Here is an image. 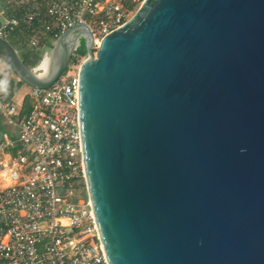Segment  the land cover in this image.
<instances>
[{
	"label": "water",
	"instance_id": "water-1",
	"mask_svg": "<svg viewBox=\"0 0 264 264\" xmlns=\"http://www.w3.org/2000/svg\"><path fill=\"white\" fill-rule=\"evenodd\" d=\"M80 38L87 194L109 264H264V0H144L96 54L77 24L47 74L1 37L0 60L48 88Z\"/></svg>",
	"mask_w": 264,
	"mask_h": 264
},
{
	"label": "built area",
	"instance_id": "built-area-1",
	"mask_svg": "<svg viewBox=\"0 0 264 264\" xmlns=\"http://www.w3.org/2000/svg\"><path fill=\"white\" fill-rule=\"evenodd\" d=\"M143 2L0 0V37L41 54L42 63L77 24L87 26L98 49ZM79 49L50 87L28 86L19 103L0 100V114L14 129L0 140V264H109L83 197L80 70L87 55Z\"/></svg>",
	"mask_w": 264,
	"mask_h": 264
},
{
	"label": "rangeland",
	"instance_id": "rangeland-1",
	"mask_svg": "<svg viewBox=\"0 0 264 264\" xmlns=\"http://www.w3.org/2000/svg\"><path fill=\"white\" fill-rule=\"evenodd\" d=\"M138 9V8H137ZM136 12V11H135ZM1 15V14H0ZM3 21V16H0V22ZM11 43V42H10ZM12 44V43H11ZM13 46L19 52L21 58L26 60L27 53L19 46L18 44H14ZM85 41L84 38H80V49L79 54L83 57L85 56ZM93 52L96 54L97 49H93ZM49 55V54H48ZM37 66V65H36ZM33 66V67H36ZM28 86L21 82L19 78L12 71L10 66L5 62L0 60V100H12L14 103H19L23 96L28 92ZM5 131V134L12 135L14 129L6 123V120L0 114V131ZM83 197L87 200L88 194L85 189L83 192Z\"/></svg>",
	"mask_w": 264,
	"mask_h": 264
},
{
	"label": "trees",
	"instance_id": "trees-1",
	"mask_svg": "<svg viewBox=\"0 0 264 264\" xmlns=\"http://www.w3.org/2000/svg\"><path fill=\"white\" fill-rule=\"evenodd\" d=\"M8 15H11V14H8ZM78 53H79V50H78ZM86 55V52L85 54ZM42 60V55L41 54H27V57H26V60L24 59V62L30 66V67H33V66H36L40 63V61ZM6 101H9V100H6ZM5 134V131H0V140L1 138L3 137V135Z\"/></svg>",
	"mask_w": 264,
	"mask_h": 264
},
{
	"label": "bare ground",
	"instance_id": "bare-ground-1",
	"mask_svg": "<svg viewBox=\"0 0 264 264\" xmlns=\"http://www.w3.org/2000/svg\"><path fill=\"white\" fill-rule=\"evenodd\" d=\"M50 70L51 66H49L48 58L44 59L42 63L36 66V71L41 74H47Z\"/></svg>",
	"mask_w": 264,
	"mask_h": 264
},
{
	"label": "flooded vegetation",
	"instance_id": "flooded-vegetation-1",
	"mask_svg": "<svg viewBox=\"0 0 264 264\" xmlns=\"http://www.w3.org/2000/svg\"><path fill=\"white\" fill-rule=\"evenodd\" d=\"M0 52H2L1 48H0ZM39 65V64H38Z\"/></svg>",
	"mask_w": 264,
	"mask_h": 264
},
{
	"label": "crops",
	"instance_id": "crops-1",
	"mask_svg": "<svg viewBox=\"0 0 264 264\" xmlns=\"http://www.w3.org/2000/svg\"><path fill=\"white\" fill-rule=\"evenodd\" d=\"M1 16V15H0ZM20 101V100H19Z\"/></svg>",
	"mask_w": 264,
	"mask_h": 264
}]
</instances>
